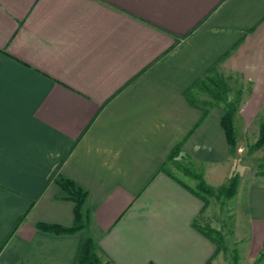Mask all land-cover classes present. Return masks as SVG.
<instances>
[{
	"label": "crops",
	"instance_id": "0c3cea01",
	"mask_svg": "<svg viewBox=\"0 0 264 264\" xmlns=\"http://www.w3.org/2000/svg\"><path fill=\"white\" fill-rule=\"evenodd\" d=\"M213 67L240 94L242 152L264 118V0H0V264H75L81 233L36 228L72 225L55 173L87 191L83 233L103 263L218 264L228 248L197 228L203 214L215 228L212 203L168 158L179 147L214 190L231 178L221 108L185 98ZM244 172L215 229L253 264L264 170Z\"/></svg>",
	"mask_w": 264,
	"mask_h": 264
},
{
	"label": "trees",
	"instance_id": "16d2710c",
	"mask_svg": "<svg viewBox=\"0 0 264 264\" xmlns=\"http://www.w3.org/2000/svg\"><path fill=\"white\" fill-rule=\"evenodd\" d=\"M231 89L227 84V80L219 74L215 67L211 68L207 73L198 79L189 87L185 92L187 102L194 108L201 110L203 116L207 111L214 107L219 106L222 110L221 127L223 129L227 145L230 153L235 154L236 147V130L234 127L233 118L237 111L240 94L237 93L234 100L229 99ZM198 94H203L206 99H201ZM264 148V118L261 120L258 127V135L256 142L248 149L249 153ZM179 147L173 149L169 155V162L172 163L176 171L181 172L184 176L190 177L195 180V186L192 192L195 193L203 202V209L208 205V197L230 199L234 196L237 185L238 177L234 175L230 178L226 186L220 187L217 190L207 186L202 179V176L194 171L190 166L182 164L175 160L179 155ZM52 179L55 180L58 187L67 194V200L71 201L73 207V222L70 227H62L58 225L38 224V230L49 232L53 234H74L81 233L82 237L77 250L75 264H105L103 263L96 251V246L91 236L84 234L87 229L91 210L86 207L88 200V193L75 182L62 175L53 174ZM198 231L205 237L210 239L216 247L215 254L222 250L221 235L219 232L210 229L197 227ZM264 260V242L263 251L257 258L254 264H260Z\"/></svg>",
	"mask_w": 264,
	"mask_h": 264
},
{
	"label": "rangeland",
	"instance_id": "374dc122",
	"mask_svg": "<svg viewBox=\"0 0 264 264\" xmlns=\"http://www.w3.org/2000/svg\"><path fill=\"white\" fill-rule=\"evenodd\" d=\"M199 97L201 99H206V96L203 95V94H198ZM232 97L233 96V92H230L229 94V99L232 100ZM257 140V136L256 137H253V138H249L248 139V143L243 145V148L241 151L242 152H239L238 150H236L235 154H238L240 156V159H239V156H238V160H237V164H233L230 166V169H231V172H232V175L231 177H233L234 175H236L238 177V183L241 182V175L244 173L245 175L247 174V177L246 178H249V174L250 173H245L244 170L245 168L247 167L248 170H254V171H263L264 170V148L262 149H259V150H256L252 153H249L248 152V149L256 142ZM259 154H256L255 152H257ZM233 159L234 156H233ZM241 165H243V168H241ZM244 166H246L244 168ZM243 169V170H241ZM178 172V171H177ZM177 175L181 178H183V180H186L187 183H189V185H192L193 182L190 181L189 179L187 178H184L181 174V172H178ZM243 176V175H242ZM227 184V183H226ZM226 184L224 186H226ZM228 199H224L223 197H220V198H215V197H208V205L210 203L211 204V210H212V215L215 217V223H213V226L215 228H221L223 231L225 232H228L229 230V227H230V223H231V219H229V213L233 211V206L232 204H229L231 202H227ZM207 205V206H208ZM231 205V206H230ZM232 209V211H231ZM212 224V223H211ZM199 226L202 227V228H210V229H213L212 227H210L209 225V221H207L206 219V216L205 214H203V216L199 219ZM213 229L216 231V229ZM218 232V231H217ZM220 234V232H219ZM221 235V234H220ZM232 239H228L227 243L224 244V241L222 239V236H221V245L222 247L226 246L228 248L227 252H224V254L222 255V258L221 260L218 259L217 263L218 264H247V261L246 263L242 262V258H241V255L240 254V251H237L238 254H235L236 251H234V247H237V244H232L233 242V237H231ZM263 261V260H262ZM255 262V261H254ZM254 264V263H253ZM262 264V263H260Z\"/></svg>",
	"mask_w": 264,
	"mask_h": 264
}]
</instances>
